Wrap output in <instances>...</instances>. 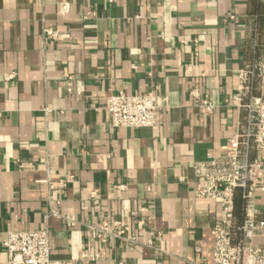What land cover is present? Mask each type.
I'll use <instances>...</instances> for the list:
<instances>
[{"label": "crops", "instance_id": "obj_1", "mask_svg": "<svg viewBox=\"0 0 264 264\" xmlns=\"http://www.w3.org/2000/svg\"><path fill=\"white\" fill-rule=\"evenodd\" d=\"M248 65L261 73L238 100ZM119 92L167 109L152 129H112ZM250 96L264 103V0H0V264L8 232L44 228L54 264H194L195 247L211 264L222 214L193 197L192 165L248 129ZM255 208L264 221V194ZM120 221L133 243L88 232Z\"/></svg>", "mask_w": 264, "mask_h": 264}, {"label": "built area", "instance_id": "obj_2", "mask_svg": "<svg viewBox=\"0 0 264 264\" xmlns=\"http://www.w3.org/2000/svg\"><path fill=\"white\" fill-rule=\"evenodd\" d=\"M68 12L65 4L59 5V14ZM233 19V18H231ZM43 35L52 40L58 39V33L43 29ZM261 73L260 66H245L237 75L238 100L250 95L251 83ZM247 113L248 129L239 132L229 139L218 157L208 156L204 161L192 165L194 185L192 195L195 199L212 201L221 211V219L213 226V253L211 264H264V250L253 244L257 235L264 236V221L256 223L257 212L255 200L258 194H264V183L261 181L263 170L262 153L264 151V103L260 99L249 97L248 103L242 106ZM165 99L151 93L128 96L119 92L109 97L104 110L108 114L112 129H152L157 124L158 113L166 110ZM199 109L204 114H212L214 107L203 101ZM253 151L254 158L248 160ZM49 190L63 189L65 182L48 184ZM239 191L242 200V222L237 225L234 218V195ZM94 198V195H92ZM50 217L61 218L56 212ZM143 222H139L141 227ZM129 231L126 222L102 223L89 225L88 232L92 238L101 243L109 239L127 240ZM6 252V264H54L49 247L47 228L29 231L8 232L3 243ZM194 264H204L199 247L194 248ZM91 260L99 259L92 255ZM69 264V263H62Z\"/></svg>", "mask_w": 264, "mask_h": 264}, {"label": "trees", "instance_id": "obj_3", "mask_svg": "<svg viewBox=\"0 0 264 264\" xmlns=\"http://www.w3.org/2000/svg\"><path fill=\"white\" fill-rule=\"evenodd\" d=\"M236 194H239V191H236L235 195H234V208L236 206V204L239 202L240 203V208H241V211H242V216H243V210H242V200H241V197L240 195L238 196V202L236 201ZM239 225V224H238Z\"/></svg>", "mask_w": 264, "mask_h": 264}]
</instances>
